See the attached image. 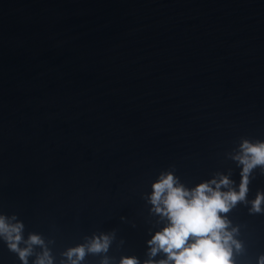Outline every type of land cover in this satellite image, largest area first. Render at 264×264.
<instances>
[{
  "label": "water",
  "instance_id": "water-1",
  "mask_svg": "<svg viewBox=\"0 0 264 264\" xmlns=\"http://www.w3.org/2000/svg\"><path fill=\"white\" fill-rule=\"evenodd\" d=\"M241 138L264 141V0H0V214L54 241L55 264L113 230V264L143 262L163 227L152 183L231 170L238 186ZM228 215L238 264H257L264 214ZM0 264H22L2 240Z\"/></svg>",
  "mask_w": 264,
  "mask_h": 264
},
{
  "label": "clouds",
  "instance_id": "clouds-1",
  "mask_svg": "<svg viewBox=\"0 0 264 264\" xmlns=\"http://www.w3.org/2000/svg\"><path fill=\"white\" fill-rule=\"evenodd\" d=\"M227 155L241 169L238 186L231 178V170L227 174L217 172L191 188L174 171L161 172L145 199L163 227L147 241V258L143 262L125 255L118 264H238L237 257L244 253L245 246L238 239L239 225L234 226L228 214L240 204L248 207L250 215L264 214V191L248 199L254 171L259 169L264 174V141L241 138L238 147ZM24 232L25 224L17 215L0 214V240L22 264H29L32 256L36 257L32 264H55L48 246L54 241H46L37 233L25 239ZM115 238V230L93 233L85 237L84 243L64 251L60 264H83L89 254H103L100 264H113L114 258L107 253ZM37 247L42 251L37 252ZM157 256L162 258L157 260ZM257 264H264V254L257 258Z\"/></svg>",
  "mask_w": 264,
  "mask_h": 264
}]
</instances>
